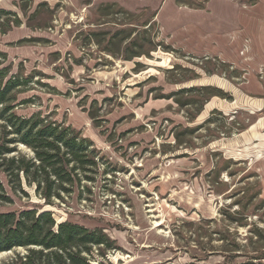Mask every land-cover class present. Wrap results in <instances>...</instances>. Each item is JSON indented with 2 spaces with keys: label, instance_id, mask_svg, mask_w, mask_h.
Listing matches in <instances>:
<instances>
[{
  "label": "rangeland",
  "instance_id": "obj_1",
  "mask_svg": "<svg viewBox=\"0 0 264 264\" xmlns=\"http://www.w3.org/2000/svg\"><path fill=\"white\" fill-rule=\"evenodd\" d=\"M163 1L0 0L10 12L0 20L4 82L27 81L12 112L71 126L96 163L52 204L0 166V213L47 210L102 231L111 246L91 247L89 264H264L257 12L175 0L178 12L165 0L157 18L150 6ZM230 1L246 10L256 0ZM3 135L15 148L7 159L34 157ZM26 253L1 251L0 264Z\"/></svg>",
  "mask_w": 264,
  "mask_h": 264
},
{
  "label": "trees",
  "instance_id": "obj_2",
  "mask_svg": "<svg viewBox=\"0 0 264 264\" xmlns=\"http://www.w3.org/2000/svg\"><path fill=\"white\" fill-rule=\"evenodd\" d=\"M10 14L0 10V20ZM18 23V20H17ZM2 62L5 54L0 52ZM7 70L0 69V120L3 124V138L6 142L22 144L33 152V158L6 155L15 151L0 144V161L7 177L31 181L41 191L45 204H52L53 197L59 198V191H67L66 185H74L73 174L96 166L93 143L81 137L71 126L50 120L48 116L34 114L22 118L12 112L16 99L12 91L27 82L7 77ZM4 82V83H3ZM19 185L17 189H21ZM13 187L12 190H14ZM0 200H7L0 184ZM111 240L102 232L85 229L67 221L56 223L53 213L47 210L28 209L17 213H0V253L17 247L27 253L16 256L19 264H89L85 254L91 247H110ZM263 258V257H259ZM258 258V259H259ZM246 264V263H245Z\"/></svg>",
  "mask_w": 264,
  "mask_h": 264
},
{
  "label": "crops",
  "instance_id": "obj_3",
  "mask_svg": "<svg viewBox=\"0 0 264 264\" xmlns=\"http://www.w3.org/2000/svg\"><path fill=\"white\" fill-rule=\"evenodd\" d=\"M175 0H171V6L173 8H175L178 12H180L182 9H178L176 8L175 4H174ZM212 0L209 1V3ZM227 2H229L236 10V12H241V11H256V17H257V22H256V26H258L257 28V34L259 35V40H260V45H259V55L257 57V55L255 56L254 54L251 55L250 57L253 59V63L256 62L255 59H258L259 63L264 66V0H256L255 3L249 7L248 9L244 10L242 9V7H240L239 5L231 2L230 0H226ZM239 1H251V0H239ZM165 2V0L161 3L160 7H158V3H156L155 5L150 6L151 8H158V11L156 13V17L158 16V13L160 12V10L162 9V5ZM209 3L207 4V9H200V10H204V11H208V6ZM185 11V10H183ZM197 11V10H195ZM187 12H192V11H187ZM158 18V17H157ZM256 64V63H255ZM253 65V64H252Z\"/></svg>",
  "mask_w": 264,
  "mask_h": 264
}]
</instances>
